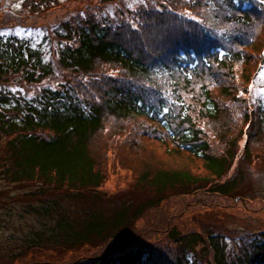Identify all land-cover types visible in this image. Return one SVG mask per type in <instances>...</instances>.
<instances>
[{
	"label": "trees",
	"instance_id": "16d2710c",
	"mask_svg": "<svg viewBox=\"0 0 264 264\" xmlns=\"http://www.w3.org/2000/svg\"><path fill=\"white\" fill-rule=\"evenodd\" d=\"M53 4L30 0L26 8L47 13ZM169 5L123 16L118 9L114 19L75 9L54 30L50 59L29 39L0 37V178L17 192H0V224L31 217L26 252L76 254L35 264H264V229L235 232L220 205L245 181L239 173L223 182L244 133L249 160L264 145V0ZM12 84L43 88L28 97ZM103 134L120 151L146 136L191 163L141 164L135 186L150 194L142 202L108 195L100 191ZM193 209L198 228L183 230L180 216ZM177 237L179 255L156 250ZM134 247L141 250L124 253ZM11 251L4 261L23 260Z\"/></svg>",
	"mask_w": 264,
	"mask_h": 264
},
{
	"label": "rangeland",
	"instance_id": "374dc122",
	"mask_svg": "<svg viewBox=\"0 0 264 264\" xmlns=\"http://www.w3.org/2000/svg\"><path fill=\"white\" fill-rule=\"evenodd\" d=\"M29 1L30 0H0V35L19 34L22 37L26 36L32 38L36 43H42V50L45 53L52 47L51 41H53V45L57 43V38L53 32L55 28L62 23V20H70L72 18L71 11L76 9L77 11H75L81 13V15L94 12L96 15H104L107 18L114 19L115 11L118 7L121 9L129 7V10L133 12L137 8V5H139V2H144V0H127L125 3L101 2L100 0H76L75 2H71L72 0H59V2L65 3V5L59 6L57 9L47 13H43L38 17L33 18L34 15L31 14V17L27 18V15L30 13L28 10L29 8H26ZM145 7H156V5L147 1ZM15 13L18 15L17 17H15ZM124 13L125 11L121 12L120 15L123 16ZM184 13L186 16H192L194 14V12L189 11L187 7ZM16 21L17 27L15 28ZM52 50L51 57L53 56ZM11 86V89H16L14 92H22V94L30 96L41 88L33 86L28 88L27 86L28 89H26L22 85L21 87H16L13 84ZM27 92L29 94H27ZM105 138L106 136L103 134L97 143V149L103 152L106 160L105 169L108 172L109 180H107L103 189L108 191L109 194L117 192L122 194L125 193L133 199L134 196H139L138 200L142 202L149 198L150 194L143 191L145 189L141 188V190H139L138 187L135 186L136 170L139 171L142 169L140 168L141 164L146 165L150 162L151 164L159 163L161 165L163 164V166H174L191 163V158L186 155L169 156V154L165 152L164 147L157 142H153L146 136L140 138V145L138 148H134L131 143H126L123 145L121 151L117 149L114 143H104L103 140ZM245 140L246 138L243 137L238 152L244 149ZM107 148L109 151L105 153ZM137 152L139 153L135 154ZM199 164L200 163H198V165ZM198 165H195V167L197 166L196 169L199 168ZM241 167L244 171L245 180L241 193L245 198H258L256 200L247 199V201L242 203H236L232 199H228L227 201L220 200V205H222L221 208L225 206L222 217L225 219L228 227L235 230V232L244 231L245 233H252V231L256 232L258 229H264V145L258 147L255 154H251L250 160H244ZM111 168L116 169L115 173H113L112 170V175L109 173ZM118 168H120V171L117 170ZM13 187L15 188V186ZM11 188L12 186L10 184L4 182L0 178V192L9 191ZM9 192L10 196H15L17 193L15 191ZM260 198L263 200L259 201ZM163 210L164 208L153 211L143 222L147 224L155 214ZM175 212H178L176 215H179L182 213V210L177 209ZM6 220V223L0 224V256L2 257L0 258V264H15L8 260L4 261L3 259L13 252L11 250H15V254L13 255L14 258H23L22 261L16 264H34L44 261L58 263L55 259L67 261L76 256V254L71 252H46L42 248H29V252H26L22 248L24 242L21 240V237L26 231H29L36 220L31 217L20 219L17 216L11 219L6 218ZM178 223L181 224L183 230L197 227L190 216L183 218V220L179 219ZM230 234L233 238L237 237L235 234ZM175 247H177V245H174L172 248ZM20 248L21 250H19Z\"/></svg>",
	"mask_w": 264,
	"mask_h": 264
},
{
	"label": "snow or ice",
	"instance_id": "6c2138e0",
	"mask_svg": "<svg viewBox=\"0 0 264 264\" xmlns=\"http://www.w3.org/2000/svg\"><path fill=\"white\" fill-rule=\"evenodd\" d=\"M12 91H16V89H15V88H13V89H12ZM165 111H167V110H165Z\"/></svg>",
	"mask_w": 264,
	"mask_h": 264
}]
</instances>
